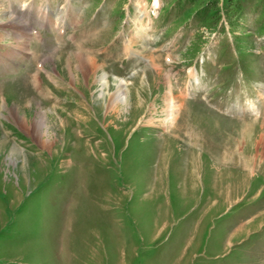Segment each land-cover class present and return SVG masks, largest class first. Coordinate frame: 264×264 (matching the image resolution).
I'll use <instances>...</instances> for the list:
<instances>
[{"label":"rangeland","instance_id":"obj_1","mask_svg":"<svg viewBox=\"0 0 264 264\" xmlns=\"http://www.w3.org/2000/svg\"><path fill=\"white\" fill-rule=\"evenodd\" d=\"M156 1L0 0V264H264V0Z\"/></svg>","mask_w":264,"mask_h":264},{"label":"bare ground","instance_id":"obj_2","mask_svg":"<svg viewBox=\"0 0 264 264\" xmlns=\"http://www.w3.org/2000/svg\"><path fill=\"white\" fill-rule=\"evenodd\" d=\"M13 27L19 25L18 20H15L14 18H10ZM16 28V27H15ZM20 37L17 36V39L21 42L22 39L26 36V33L28 32V29L24 28L23 26L19 27ZM62 24L58 27L59 33L61 31ZM19 42V43H20ZM18 43V44H19ZM24 42H22L23 44ZM12 57L15 58L18 55L25 56V49L22 48H13L11 50ZM77 60L79 61L81 67H82V73L86 75V77L90 74H94V71L99 68L100 66L96 65V61L94 59H88L85 56L76 55ZM11 57V59H12ZM12 62V61H11ZM36 73V72H35ZM36 77V76H35ZM89 77V76H88ZM95 83L98 84L99 90L101 91V94L104 92V87L107 85V77L105 74H102L100 77L95 78ZM37 85V84H36ZM39 85V84H38ZM35 87V86H34ZM115 90L110 94L108 104L111 109L117 108L118 103H125L126 101V95H125V84L123 80H117L115 84ZM53 97V96H52ZM49 99V98H48ZM165 106H164V113H165V119L163 120V123L166 121H170V127H174L176 123L178 122V116L179 112L183 106V103L174 101L175 97L173 96L171 91H168L165 96ZM177 99V98H176ZM50 100V99H49ZM10 116L13 117V114L16 115L15 111H11ZM44 114V113H43ZM14 118V117H13ZM44 118L42 114H39V117L37 119H34L31 124H27L23 122V127L26 129L29 135H31L42 147L50 148L52 145V141L50 138L43 139V135L40 131L41 128L44 127ZM152 118H148L149 122H151ZM62 122V121H61ZM148 122V123H149Z\"/></svg>","mask_w":264,"mask_h":264},{"label":"trees","instance_id":"obj_3","mask_svg":"<svg viewBox=\"0 0 264 264\" xmlns=\"http://www.w3.org/2000/svg\"><path fill=\"white\" fill-rule=\"evenodd\" d=\"M156 0L154 4L156 5ZM185 4L191 14H198L199 11H206L204 15L207 20H214L216 22L220 20L222 16L226 19H238L242 17V4L241 0H180ZM203 16V12L201 14ZM205 18V17H203ZM214 25L209 27V29L214 31Z\"/></svg>","mask_w":264,"mask_h":264}]
</instances>
